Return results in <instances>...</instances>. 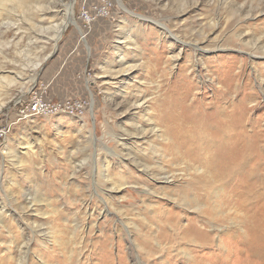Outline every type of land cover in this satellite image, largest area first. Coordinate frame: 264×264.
<instances>
[{"label": "rangeland", "instance_id": "rangeland-1", "mask_svg": "<svg viewBox=\"0 0 264 264\" xmlns=\"http://www.w3.org/2000/svg\"><path fill=\"white\" fill-rule=\"evenodd\" d=\"M39 1L0 0V130L10 128L0 138V264H139L136 227L153 246L160 237L181 243L196 217L182 198L205 189L194 170L202 159L164 155L181 127L169 115L220 107L242 122L254 161L264 160V0H77L76 23L63 7L70 0H48L46 14L31 8ZM36 94L79 110L20 121ZM106 176L124 190L109 194ZM204 189L201 202L216 206ZM154 210L176 215L175 238L174 217L160 225ZM169 250L142 261L188 264Z\"/></svg>", "mask_w": 264, "mask_h": 264}, {"label": "bare ground", "instance_id": "bare-ground-1", "mask_svg": "<svg viewBox=\"0 0 264 264\" xmlns=\"http://www.w3.org/2000/svg\"><path fill=\"white\" fill-rule=\"evenodd\" d=\"M9 1L14 2L15 0ZM50 1L43 0L38 3H33L30 6L35 10H39L41 14H46L53 9V6H51L53 1ZM70 1L71 4L68 6L67 10L65 6L63 7L65 13L70 18V23H76L74 16L77 0ZM3 4V2H0V6ZM56 7H54V9ZM68 25L69 23H65V26L56 27L57 35L54 37L57 42L61 40L62 34L67 29ZM166 30L171 33L169 29ZM171 36L179 40L172 33ZM194 48H198V46L194 45ZM208 52L210 51L203 50L202 56L205 57V54ZM250 57H253V60L257 62L259 60V57H256V55L250 54ZM263 57L264 56H261L260 58ZM143 101V98L136 97L134 105L143 108ZM216 108L218 109L213 113H207L202 110L198 112L195 110L193 115H189L191 119L187 117V111L180 110L178 115H169V119L172 122H181V127L170 132L169 139H166V142L169 144L167 148L164 149V155L166 158L167 156L172 157L171 161L177 160V158L180 160L181 157L186 155H191L189 159L190 162H196L195 158L198 157L202 159L204 167L202 163L199 164V160H197L196 163H198L199 166L194 167L195 173L197 172L198 176L200 174L205 176L204 192L207 193L206 190H210V195L213 194L218 199V203L216 206H209L201 202V200L205 201L204 195L201 192L203 189H200V191L193 190V193H195L193 200L191 194L182 198L185 207L189 206L190 210L196 212V217L191 218L192 220L187 218L188 223L182 228V238L180 240L183 246H186L183 247V249L178 248L182 245L180 242H176L175 239L165 242V239L162 237H160V242L154 240L153 246L150 244L151 236L145 235L144 232H142V230H144V225L141 228L136 227L135 232H137L136 236L139 239L138 241L145 245L142 246V250L140 248L142 258H139V264H145L142 261L144 260L143 255L146 257L158 256L160 254L161 256L167 255L170 253L169 249L173 247L177 252L176 254L186 257L188 264H228V261L230 264L233 256L238 258V261L234 264H264V160H261V158L257 156L258 159L254 161V156L257 154L256 151L255 153L250 152L248 150L249 148L245 146L247 143L244 141H246L249 135L246 139L242 137L244 135V129L241 126L242 122H234V118L232 119L222 108ZM242 115L238 113V116H240L238 118L242 119ZM233 125H238L235 127L238 131L237 133L232 132ZM153 129H155V127ZM212 146L216 150H212ZM184 150H186V152ZM203 151L206 152V155L203 154L205 157H201ZM192 153L194 155H192ZM160 155L162 156L163 154ZM259 166H261V169H258ZM159 169L161 172L164 171L163 167H159ZM146 172L148 173L150 171L147 170L145 173ZM167 176L166 173H162L160 181L169 182L170 178ZM94 177L95 185L97 181L100 183V180H97L98 177ZM235 178L239 179L232 183L231 189L229 190L230 192L227 193L231 181ZM106 180L107 183H111L109 194H119L124 190V184L116 185L110 176H106ZM135 186L138 187L139 184ZM148 190L150 191V189ZM149 191L143 192L149 194ZM182 216L183 212L180 213L181 218H183ZM163 217H165V221H169L170 218L174 217L171 222L174 226H178L177 230H175V235H173L175 238L176 235L179 234V227H181L179 221H177L176 215L166 210L161 212L154 210L151 218L161 225L164 222ZM219 218L226 223L225 226H218V224H220L217 222ZM143 222L144 220H142V224H144ZM130 225L132 224L126 225L127 230L130 229ZM128 234L131 235L132 232ZM228 240L235 241L232 244L233 249L231 250L227 244ZM190 247L195 249L194 252ZM204 252L208 253L206 254L208 256H204L207 258H202L200 256L201 253ZM138 254L140 256V253ZM195 254H197L198 259L195 257ZM164 263L170 264L169 261Z\"/></svg>", "mask_w": 264, "mask_h": 264}, {"label": "built area", "instance_id": "built-area-1", "mask_svg": "<svg viewBox=\"0 0 264 264\" xmlns=\"http://www.w3.org/2000/svg\"><path fill=\"white\" fill-rule=\"evenodd\" d=\"M32 101L29 104H26V107L21 112L20 121H24L37 116L59 114V113H72L76 114L79 108H76V104L72 101H65L60 104L52 105L47 103L42 97L37 94L31 99ZM10 128H5L0 130V138H3L8 135Z\"/></svg>", "mask_w": 264, "mask_h": 264}]
</instances>
